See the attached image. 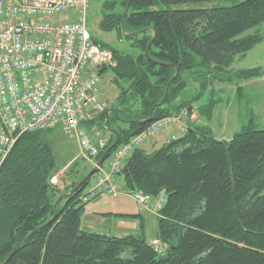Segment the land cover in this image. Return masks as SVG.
Returning <instances> with one entry per match:
<instances>
[{"label":"trees","instance_id":"trees-1","mask_svg":"<svg viewBox=\"0 0 264 264\" xmlns=\"http://www.w3.org/2000/svg\"><path fill=\"white\" fill-rule=\"evenodd\" d=\"M197 1L208 0L104 2L107 12L99 28L116 31L137 49L130 54L94 39L112 51L115 64L102 69L101 77L111 71L119 90L108 118L105 111L97 116L109 126L107 147L116 134L115 147L196 101L208 80L200 83L199 94L181 98L184 71L202 68L205 74L212 71L210 80L218 76L221 81L263 74L261 65L234 71L232 66L263 40L258 30L248 31L264 22V0L169 7ZM122 16L131 35L121 31ZM169 81L165 102L146 120ZM217 102L198 107L200 116L212 120ZM90 122L94 119L84 124ZM47 130L23 132L0 161V264H264V128H257L253 117L229 138L216 137L208 124H193L155 150L138 147L129 154L118 172L123 187L153 196L165 192L156 216V239L167 245L162 252L150 245L141 222L138 233L117 236L81 226L87 202L80 196L95 173L72 180L66 190L53 186L49 178L58 168Z\"/></svg>","mask_w":264,"mask_h":264},{"label":"built area","instance_id":"built-area-1","mask_svg":"<svg viewBox=\"0 0 264 264\" xmlns=\"http://www.w3.org/2000/svg\"><path fill=\"white\" fill-rule=\"evenodd\" d=\"M90 0H0V161L26 131L60 126L75 138L77 158L96 166L97 156L107 148V139L95 138L85 122L106 111L99 84L101 70L115 64L112 51L94 41L87 26ZM67 13L63 20L52 16ZM197 103L191 104L194 110ZM197 109V108H196ZM187 107L157 118L146 129L111 150L106 162L83 188L80 202L104 194L130 197L137 209L155 216L166 202L157 195L127 189L118 184V172L129 154L169 125L179 124L180 138L188 130ZM1 164V163H0ZM65 168L53 173L49 182L64 188ZM150 245L162 252L167 247L158 239Z\"/></svg>","mask_w":264,"mask_h":264},{"label":"rangeland","instance_id":"rangeland-1","mask_svg":"<svg viewBox=\"0 0 264 264\" xmlns=\"http://www.w3.org/2000/svg\"><path fill=\"white\" fill-rule=\"evenodd\" d=\"M106 0H90V4L87 12V26L89 32L92 34L95 40L104 41L107 44H110L113 48L118 50L126 51L127 53H136L137 49L132 45L130 39H125L123 36H118L117 32L114 30L104 32L99 28V20L102 15L107 12L103 7V4ZM242 0H208V1H197V2H186V3H175L174 5H169V7L175 8H186V7H208V6H220V5H231V3H236ZM67 17V13H62L59 15L52 16L49 18L56 20H63ZM255 30H258L263 37V41L257 43L251 51H249L244 58L237 59L233 63L232 70L236 69H245L247 67H254L256 65H261L264 67V22L254 26L248 32L253 33ZM237 66V67H235ZM264 71V69H263ZM205 74L202 68L190 69V71H184L182 73L183 78L187 81L186 87L180 93L181 98H190V96L199 94L200 83L204 79L208 80V88L201 94L197 96V100L190 103H197L198 106L191 108L190 112L187 114L186 121L188 127L194 125H210L213 130V134L217 133L215 130V122L220 119L218 112H221V116L224 114L228 118V124L224 129L223 136L232 135L237 130H240L242 125H245L250 118L253 117L254 123L257 128H264V76L257 77L256 80H250L246 85L243 86V91L238 93L235 91V82H240L242 80H219L217 77H213L210 80V74ZM264 73V72H263ZM102 80L99 84L100 93L103 99L108 100V109L112 105L114 97L119 93V90L115 87L114 83L111 80V71H105L102 73ZM234 82V83H233ZM103 92V93H102ZM217 99V105L213 111L212 120L206 119L203 115L200 116V107L201 105L207 106V103L212 100ZM253 113V116H252ZM217 115V117H216ZM98 114L94 116V123L90 122L87 126L88 131L95 137L100 139L105 138L109 140L111 138L110 131H108V124L99 119ZM176 127V132H173L171 135L178 134L179 124L169 125V127ZM166 138L169 139L171 137ZM48 139V142L53 149V154L55 156V166L61 167L66 163L73 155L78 151L76 146V140L74 137L65 135L59 126L53 127V129H48L45 135ZM165 140V141H166ZM152 151L151 148L147 149ZM77 160L73 167H78L82 163H86L83 158ZM106 162V160H105ZM89 167H86L88 169ZM73 173L72 168L69 170V174ZM68 176V174H67ZM67 180V177L65 178ZM66 184V182H65ZM118 184L123 186V180L118 176ZM63 190V189H61ZM116 209L122 210H133L140 212L142 214L144 222V234L146 238L149 239L152 236H157V222L156 217L150 212L145 210H139L136 207L135 202L126 196L115 195L111 196L109 194H104L99 197L98 200H90L84 206L81 217V226H84L85 229L91 231H97L100 233H107L112 235H123L124 232L134 231L140 229V223L138 218L135 217H122L116 213L108 214H98L97 212L104 211H115ZM132 233V232H131ZM156 239V237L151 238ZM148 240L149 242L151 241Z\"/></svg>","mask_w":264,"mask_h":264},{"label":"crops","instance_id":"crops-1","mask_svg":"<svg viewBox=\"0 0 264 264\" xmlns=\"http://www.w3.org/2000/svg\"><path fill=\"white\" fill-rule=\"evenodd\" d=\"M263 41V40H262ZM261 41V42H262ZM252 50V49H251ZM250 50V51H251ZM249 52V51H248ZM247 52V53H248ZM246 56V55H245ZM244 56V57H245ZM235 67H237V66H235ZM255 67V66H254ZM233 69V68H232ZM264 76V73L261 75V76H257V77H263ZM257 77H255V78H249V79H245V80H242V81H240V82H233L234 84H237V86L235 85V91L234 92H238V93H240V92H242L243 91V86L244 85H246V83L247 82H250V80H256L257 79ZM238 86H241V89H239L238 88ZM103 93V92H102ZM217 105V104H216ZM216 105H215V107H216ZM218 112V114L217 115H219V117H220V119L218 120V121H216L215 122V127H214V129L216 130H218L217 131V133L215 134L214 133V135L216 136V137H218V138H222V139H225V138H229V137H231L230 135H225V136H223V132H224V129H225V127L227 126V124H228V118H226V115L224 114L223 116H221V112H219V111H217ZM214 115V114H213ZM217 115H216V117H217ZM212 118H213V116H212ZM213 119H215V118H213ZM60 127V126H59ZM61 128V127H60ZM51 129H53V128H51ZM176 130V127H174V126H171V127H169V129H165V130H161L159 133H157V135H155V136H153L152 138H150V139H148L147 141H146V143H145V145H144V147L143 148H145V150L147 149V147L148 148H151L152 150H155V149H157L165 140H166V138L167 137H169V135H171L173 132H176L175 131ZM212 130V129H211ZM213 131V130H212ZM76 146H77V143H76ZM53 150V149H52ZM77 153H78V151H77ZM77 153L75 154V155H73L66 163H64L61 167H57L58 169H61V168H65L66 170H67V174H68V176H67V174H66V176H65V178L67 177V180L64 178L63 179V181H64V183L66 182V184L64 185V188H63V190H66V186L68 185L69 186V184H71V182H72V180H77V179H79V177L81 176V175H85L86 173H88L90 170H91V167H93V165L92 164H90V163H88L87 161H86V163L84 164V163H82L80 166H78V167H73V165L76 163V161L77 160H81V159H79V158H77ZM54 155V154H53ZM54 159H55V156H54ZM56 160V159H55ZM70 167H72V170H73V173H70L69 174V168ZM86 167H89L88 169H86ZM100 198H101V196H100ZM99 199V197H96V198H94V200L96 201V200H98ZM98 214H105V213H116V214H118V215H120V216H122V217H127V216H129V217H133V219H135V217L136 218H138V220H139V223L141 222V223H143L144 224V222H143V217H142V214L140 213V212H136V211H133V210H127V211H125V210H122V209H116L115 211H113V210H110V211H104V212H97ZM140 213V216L138 215ZM130 214H134V215H137V216H131ZM154 215V214H153ZM155 216V215H154ZM156 217V216H155ZM157 221V220H156ZM141 223H140V225H141ZM83 228H84V226H83ZM140 230V229H139ZM139 230H134V231H127V232H124L123 233V235H125V234H128L129 232H132V233H138L139 232ZM153 237H156V236H152L151 238H153ZM151 238H149L150 240H151ZM149 239H147V240H149Z\"/></svg>","mask_w":264,"mask_h":264},{"label":"water","instance_id":"water-1","mask_svg":"<svg viewBox=\"0 0 264 264\" xmlns=\"http://www.w3.org/2000/svg\"><path fill=\"white\" fill-rule=\"evenodd\" d=\"M127 6H128V4H127ZM127 6L124 8L125 10H124V12H123V16L125 15V13L127 12ZM123 16H122V18H121V31L124 33V34H128V35H131L130 33H127V32H125L124 31V21H123ZM151 41V40H150ZM149 41V44L147 45V47H146V49H145V54L146 55H149V53H148V47H149V45H150V42ZM177 73H178V68H176L175 69V72H174V76L171 78V80L172 79H174L176 76H177ZM170 80V81H171ZM170 81L167 83V88H166V91H165V94H164V96L162 97V99L159 101V102H157L155 105H153L151 108H150V116L146 119V120H150L151 119V116H152V114H153V112H154V108L156 107V106H160V105H162L164 102H165V100H166V95H167V92H168V88H169V84H170ZM188 108V110L190 111V106H188L187 107ZM112 111V109H108V110H106L105 112H106V117L108 118V115H109V113ZM116 134V133H115ZM118 139H119V135L118 134H116V139L113 141V143L112 144H110L103 152H102V154H101V156H100V158L98 159V161H97V163H96V166H99V165H101L102 164V162H104L106 159H107V156H108V154H109V152L111 151V150H113V148L115 147V145L117 144V141H118ZM96 166H93V167H91V170L83 177V179L82 180H87L90 176H91V174H93V173H95L96 171H97V169H96ZM81 184H82V181H80V183L79 184H77V185H75L74 187H72L71 189H70V191H74V190H76V189H78L80 186H81ZM70 194V192L69 193H65L64 195H63V197H66V196H68ZM62 197V196H61ZM60 197V198H61ZM60 198L58 199V200H56L55 201V203H54V209H55V211H57V208H58V202H59V200H60ZM8 259V258H7ZM6 259V260H7ZM5 260V261H6ZM4 264H5V262H4Z\"/></svg>","mask_w":264,"mask_h":264}]
</instances>
